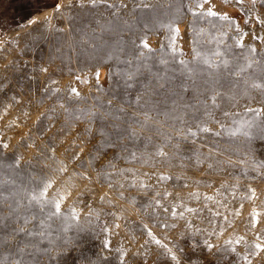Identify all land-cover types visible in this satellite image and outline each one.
I'll use <instances>...</instances> for the list:
<instances>
[{
    "label": "rangeland",
    "instance_id": "obj_1",
    "mask_svg": "<svg viewBox=\"0 0 264 264\" xmlns=\"http://www.w3.org/2000/svg\"><path fill=\"white\" fill-rule=\"evenodd\" d=\"M189 4L0 0V264H264V7Z\"/></svg>",
    "mask_w": 264,
    "mask_h": 264
},
{
    "label": "snow or ice",
    "instance_id": "obj_2",
    "mask_svg": "<svg viewBox=\"0 0 264 264\" xmlns=\"http://www.w3.org/2000/svg\"><path fill=\"white\" fill-rule=\"evenodd\" d=\"M91 2L93 3V5H95L96 0H91ZM224 2L229 3L230 0H224ZM235 2L238 5L244 4V0H235ZM257 2H259L261 4V6L264 7V0H251V3L253 6H255ZM208 3H209V0H190L189 10L192 12L193 15H198L199 13L196 11V9H204L205 4H208ZM108 6L113 7L112 5H108ZM207 15L208 16L221 15L224 20L231 19V17H229L227 14L217 13V12L213 11L211 8L207 9ZM176 31L178 33L179 29H176ZM256 39L262 40V39H264V37L257 36ZM241 46H243V45H241ZM145 47H148L146 43H145ZM181 63H183V61ZM45 71H46V69H45ZM253 87L264 88V84H255L254 83ZM72 92L75 95H79V93L76 89H72ZM135 119L140 124V126L143 128V127L147 126V122L151 118L147 115V113H145V119L143 121H140L138 118H135ZM203 130L209 131V129H207V128H205ZM125 131L130 132V137H135L138 135L135 130L125 129ZM86 132H90V130H86ZM193 135H195V133H193ZM96 150L99 151V146H97ZM156 154L159 156H162V157L167 156V153L164 152L163 149H158ZM132 155H134V154H132ZM86 166H87L86 164L82 163V167H86ZM58 170L61 172H64L67 169L65 167H61ZM78 175L83 178L85 176V173L80 172V173H78ZM159 179L164 180V179H169V177L161 176V177H159ZM52 183H53L52 180H46L43 184V190L39 194L32 193L24 199L16 200L15 201V205H16L15 207H13L12 202L7 197H4L2 194V191H0V247H11L13 244V241H15L16 254L21 255L25 252V248L30 247V246L31 247L35 246L33 242H28V243H24V246L21 247L23 241L22 240H16V236L20 233H25V235H32V232L28 229H25L24 227H13V225L17 224L18 220L20 219V217L17 215V213L19 212L21 204L25 203V199L27 201V203L25 204V207L27 206V204H31L33 202H35L37 204H42L41 197L46 196L47 189L52 186ZM3 184H4V181H0V186H2ZM252 192L254 195L255 190L253 189ZM68 194L70 195V193H68ZM55 209L57 212L60 210V204L58 202L55 203ZM189 211H192V209H189ZM29 219H30L29 217H23L24 223L27 224L29 222ZM31 219H36V217H31ZM164 226L167 227L166 224ZM38 234L43 235V232L38 233ZM157 243H160V242L157 241ZM205 243H207V242H205ZM163 247L168 252H171V249H168L167 245H163ZM214 247H215L214 245L207 244V250L208 251H211L212 248H214ZM255 247L260 248L261 246L259 244H257V245H255ZM193 248H195V245H193ZM233 251H235V249H233ZM28 255H34V253H28ZM171 259L176 260L177 257L175 255H172ZM10 264H11V262H10ZM16 264H24L23 259L16 261Z\"/></svg>",
    "mask_w": 264,
    "mask_h": 264
},
{
    "label": "bare ground",
    "instance_id": "obj_3",
    "mask_svg": "<svg viewBox=\"0 0 264 264\" xmlns=\"http://www.w3.org/2000/svg\"><path fill=\"white\" fill-rule=\"evenodd\" d=\"M68 52V51H67ZM67 54V53H66Z\"/></svg>",
    "mask_w": 264,
    "mask_h": 264
}]
</instances>
